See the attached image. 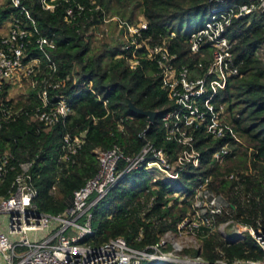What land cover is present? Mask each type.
Masks as SVG:
<instances>
[{
  "label": "trees",
  "instance_id": "1",
  "mask_svg": "<svg viewBox=\"0 0 264 264\" xmlns=\"http://www.w3.org/2000/svg\"><path fill=\"white\" fill-rule=\"evenodd\" d=\"M50 3L54 5L52 11L43 10L41 0H19V8L7 0L0 8V23L17 18L24 28L53 41L55 48L49 55L56 67L55 77L70 78L53 93L68 100L72 115L64 124L48 128L24 115L3 126L0 154L7 152L11 156L10 166L14 170L8 172L0 195L8 194L17 164L34 159L31 183L37 193L35 204L40 212L56 215L66 208L73 192L96 174L95 150H108L117 144L125 154H137L145 143L144 138L164 148L170 158L181 148L163 138L160 116L172 108V103L155 76L156 62L140 59L132 69L121 46L92 47L86 32L102 25L105 16L131 22L130 7L138 5L147 23L142 38H148L151 46L166 39L169 52L177 56V65L192 67L197 58L188 50L187 37L191 30L182 33L174 25L185 22L190 28L194 23L199 28L207 17V7L205 0H54ZM68 9L73 13L70 22L65 21ZM170 33L175 36L171 38ZM229 38L234 42V57L241 62L239 76L228 79L214 102L225 105V121L239 140L233 152L222 165L216 164L211 155L226 139L211 142L197 131L194 138L201 156L199 168L188 166L173 184L157 180L152 186L149 172L144 169L131 172L92 210L93 245L117 237L124 238L135 249L156 244L158 234L173 231L190 211L193 190L205 178H210L211 190L231 204L236 222L255 227L260 221L264 228V56L257 53L264 41L263 19L235 20ZM33 55L38 54L33 52ZM29 92L31 100L14 107L34 108L37 90ZM6 94L4 89L0 98ZM129 102L144 111L157 112L154 123L149 124L146 118L130 112ZM64 134L71 138L84 134L81 148L71 157L73 164L59 161ZM229 139L233 138L228 136ZM231 173L237 180L226 179ZM54 185L56 190L50 194ZM179 197L184 199L179 202ZM224 219L219 217L217 223ZM140 233L142 237L137 241ZM217 250L230 260L262 258L261 250L249 236L231 244L216 232L201 239L202 259L213 262L218 258Z\"/></svg>",
  "mask_w": 264,
  "mask_h": 264
},
{
  "label": "built area",
  "instance_id": "2",
  "mask_svg": "<svg viewBox=\"0 0 264 264\" xmlns=\"http://www.w3.org/2000/svg\"><path fill=\"white\" fill-rule=\"evenodd\" d=\"M52 1L41 0L42 9L52 11ZM11 3L19 8V0ZM205 5V22L187 37L189 53L197 58L192 67L177 65V56L169 52L166 39L154 46L148 43V38L143 39L142 33L147 30L144 19L132 24L118 17L103 18L102 24L114 23L122 30L125 41L121 50L126 52L124 56L130 68L134 69L140 59L156 62L155 76L172 103V108L160 116L163 138L181 148L170 158L164 148L146 141V129L141 134L145 143L137 154L127 155L117 144L108 150H95L96 174L73 192L66 208L56 215L40 212L35 204L37 193L31 183L34 159L19 162L8 194L0 195V264H264V228L260 221L255 227L236 222L231 204L211 190L210 178L199 180L190 199V211L173 231L158 234L156 244L135 249L122 237L92 244V210L128 174L140 169L156 171L164 176V181L173 184L188 166L199 168L201 156L194 138L197 131L211 142L226 139L211 155L218 165L224 163L239 142L225 121V105L215 104L214 100L225 89L228 79L239 76L241 62L236 61L232 52L234 42L229 38L233 22L246 18L248 22L263 19L264 23V0H205ZM72 17V10L68 9L65 21L70 22ZM174 36L170 33L171 38ZM54 48L51 39L24 28L22 21L14 17L7 31L0 33V92L19 87L21 82L37 90V104L30 110L16 108L6 98H0V130L22 115L45 128L64 124L72 115L68 100L53 93L70 80L69 76L61 80L55 77L56 67L49 55ZM33 52L38 55L34 56ZM263 52L264 41L257 49L259 55ZM228 136L233 139L228 140ZM83 138L84 134L74 138L64 134L59 161L71 162ZM10 161L7 152L0 154V188L8 172L14 170ZM226 179L237 180V177L231 173ZM55 190L56 185L49 193ZM183 199L180 197L178 201ZM219 217L225 218L224 221L217 223ZM215 232L226 243L231 238L238 242L249 236L261 250L262 258L230 260L217 250L216 260L205 261L196 242L201 243L202 238ZM141 237L140 233L137 241ZM190 249L198 254L185 255Z\"/></svg>",
  "mask_w": 264,
  "mask_h": 264
},
{
  "label": "rangeland",
  "instance_id": "3",
  "mask_svg": "<svg viewBox=\"0 0 264 264\" xmlns=\"http://www.w3.org/2000/svg\"><path fill=\"white\" fill-rule=\"evenodd\" d=\"M7 0H0V8L6 3ZM128 15L130 17L131 23L136 24L141 18L140 14V8L138 5H131L130 10L128 12ZM143 19V18H142ZM9 20H6L2 23H0V33H3L7 28L9 27ZM175 29H179L182 33L186 31H194L196 28V25L193 23V25L189 28L188 24L183 23H176L174 25ZM86 36L89 38L91 42L92 47H101L102 45H108V46H121L122 43L125 41V38L123 36L122 30L118 29V27L112 23V24H102L98 25L97 27L89 28V30L86 32ZM264 56V52L261 54V56ZM31 87L27 82H21L19 87H13L7 90L6 94V100L10 102V105L15 106L19 102L28 103L31 99L30 91ZM150 176L152 177L151 186L152 183L157 180H163L164 176L156 171H150ZM171 184V183H168ZM177 186H180L178 184ZM155 188V187H153ZM174 197V196H173ZM180 198V197H179ZM178 198V199H179ZM81 222V221H79ZM198 247L201 243L196 242ZM196 250L190 249L184 252L185 255L189 257H194ZM145 263V262H144Z\"/></svg>",
  "mask_w": 264,
  "mask_h": 264
},
{
  "label": "water",
  "instance_id": "4",
  "mask_svg": "<svg viewBox=\"0 0 264 264\" xmlns=\"http://www.w3.org/2000/svg\"><path fill=\"white\" fill-rule=\"evenodd\" d=\"M128 109L130 112L138 115V116H141V117H144L146 118L147 122L150 123V124H153L156 117L158 116V113L155 112V111H144L142 109H139L137 107H135L133 105V103L129 102L128 103ZM233 242H236V239L235 238H231L229 241H228V244H231Z\"/></svg>",
  "mask_w": 264,
  "mask_h": 264
},
{
  "label": "crops",
  "instance_id": "5",
  "mask_svg": "<svg viewBox=\"0 0 264 264\" xmlns=\"http://www.w3.org/2000/svg\"><path fill=\"white\" fill-rule=\"evenodd\" d=\"M10 19H11V18H10ZM10 19H9V22H10ZM9 24H10V23H9ZM7 29H8V28H7ZM6 31H7V30H5L4 32H6ZM4 32H3V33H4Z\"/></svg>",
  "mask_w": 264,
  "mask_h": 264
}]
</instances>
